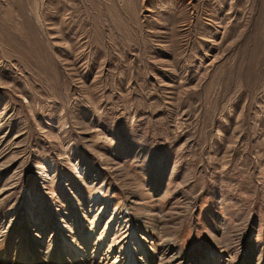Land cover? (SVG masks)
<instances>
[{"label":"rangeland","instance_id":"374dc122","mask_svg":"<svg viewBox=\"0 0 264 264\" xmlns=\"http://www.w3.org/2000/svg\"><path fill=\"white\" fill-rule=\"evenodd\" d=\"M129 243L264 264V0H0V264Z\"/></svg>","mask_w":264,"mask_h":264},{"label":"bare ground","instance_id":"6f19581e","mask_svg":"<svg viewBox=\"0 0 264 264\" xmlns=\"http://www.w3.org/2000/svg\"><path fill=\"white\" fill-rule=\"evenodd\" d=\"M42 173L44 175H46L47 174V170H43ZM96 199L97 198L95 196L92 199V201H94ZM120 219L121 218L118 219V222H120ZM96 220L92 223V225L94 224L95 228H97L98 225H99V222H97ZM90 238H93V237H90ZM106 239H108V236H106L105 240ZM86 240H88V238H86V237H85V239L82 238V240H81L82 244L78 245L76 242H74V241L69 240L68 238H66L65 235H63V233H62L61 234V238H60V245H61V248L63 247V249L67 250V252H69L71 254V256L73 257L74 260H77V259L79 260V255H82L83 254L85 256V252H87V249H88L87 247L88 246L85 248L86 245L84 244ZM98 245H101V244H98ZM124 250H125L126 264H140L139 261L136 258V255H137L136 252L139 251V252L144 253V249H143L142 245L139 246L138 249H135V248H133V246H131V243H129L128 246ZM98 251L101 252L102 249H98ZM51 257H52V260L49 261L50 264H61L63 262V261H61V258H60L61 257V254L60 253H57V251L53 252V254L51 255ZM165 259L166 258H163V259L161 258L160 261L163 262L162 264H167L165 262L166 261ZM167 261H169V260H167Z\"/></svg>","mask_w":264,"mask_h":264}]
</instances>
